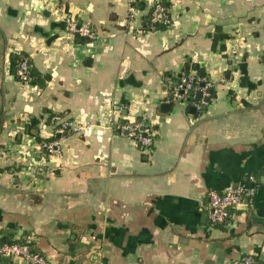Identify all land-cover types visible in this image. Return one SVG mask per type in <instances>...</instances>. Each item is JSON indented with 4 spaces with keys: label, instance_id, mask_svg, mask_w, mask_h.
Here are the masks:
<instances>
[{
    "label": "crops",
    "instance_id": "1",
    "mask_svg": "<svg viewBox=\"0 0 264 264\" xmlns=\"http://www.w3.org/2000/svg\"><path fill=\"white\" fill-rule=\"evenodd\" d=\"M143 1L0 0V239L56 264H264V0H161L158 30ZM70 13L96 38L67 36ZM22 56L33 83L16 78ZM184 73L213 83L201 109L170 100ZM63 112V156L43 159ZM136 120L157 130L150 152ZM230 183L256 195L212 224L208 193Z\"/></svg>",
    "mask_w": 264,
    "mask_h": 264
},
{
    "label": "built area",
    "instance_id": "2",
    "mask_svg": "<svg viewBox=\"0 0 264 264\" xmlns=\"http://www.w3.org/2000/svg\"><path fill=\"white\" fill-rule=\"evenodd\" d=\"M134 10L135 4L139 0H128ZM151 3L152 22H161L165 26L170 25L172 17L168 8L161 0H153ZM65 32L67 36H80L88 39H95L96 33L87 23H82L71 13L64 18ZM32 64L30 59L23 56L16 74L25 83L31 82L29 68ZM167 87L169 93L173 95V101L193 103L201 109L212 99L213 83L205 78H201L195 73H184L175 79H168ZM198 92L201 93L198 96ZM197 97V98H196ZM52 135L50 139H45L40 144V157L43 159L57 157L62 158V139L73 129V121L68 112L54 113L50 117ZM103 121L102 119L99 120ZM132 135L144 147L145 151H152L156 144L157 130L153 124L145 123L143 120L133 121L125 126ZM46 163V162H45ZM34 172L39 175L46 171V165L36 162ZM256 195V187L248 183L227 184L220 189L210 190L208 193V219L212 224L225 223L231 212L243 204H249ZM0 257H12L24 260L26 264H56L45 255L32 249L29 243L16 241H6L0 239ZM254 256L246 255L229 261L228 264H254Z\"/></svg>",
    "mask_w": 264,
    "mask_h": 264
},
{
    "label": "trees",
    "instance_id": "3",
    "mask_svg": "<svg viewBox=\"0 0 264 264\" xmlns=\"http://www.w3.org/2000/svg\"><path fill=\"white\" fill-rule=\"evenodd\" d=\"M140 4H142L143 6L145 5V2L143 0H139L138 1ZM138 5V3L136 4V6ZM166 26L161 23V22H152V16L151 13L149 15H146L143 19V28L147 29V30H158V29H163ZM23 57V56H22ZM22 57H17L15 59V69H17L19 67V63L22 59ZM38 73H36V71L34 70L33 66H30L29 68V77H31V82L33 83L35 81V77L37 76ZM16 78L20 79L21 78L19 76L16 75ZM213 91V90H212ZM212 97H213V92H212ZM197 98V97H196ZM211 100V99H210ZM0 128H1V121H0ZM1 146V145H0ZM223 223H219L216 225H222ZM9 241V240H7Z\"/></svg>",
    "mask_w": 264,
    "mask_h": 264
},
{
    "label": "water",
    "instance_id": "4",
    "mask_svg": "<svg viewBox=\"0 0 264 264\" xmlns=\"http://www.w3.org/2000/svg\"><path fill=\"white\" fill-rule=\"evenodd\" d=\"M190 68H191L190 65H187V70H189ZM202 75H205V73H202ZM200 95H201V93L198 92V96H200ZM170 100H173V95L172 94H170ZM161 107L164 110L169 111L170 108H171V102H164V103H162ZM191 109L195 110L194 107H191Z\"/></svg>",
    "mask_w": 264,
    "mask_h": 264
}]
</instances>
